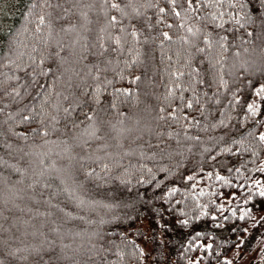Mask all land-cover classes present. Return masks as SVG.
<instances>
[{
  "label": "trees",
  "instance_id": "trees-1",
  "mask_svg": "<svg viewBox=\"0 0 264 264\" xmlns=\"http://www.w3.org/2000/svg\"><path fill=\"white\" fill-rule=\"evenodd\" d=\"M4 3L0 264H232L264 219V0Z\"/></svg>",
  "mask_w": 264,
  "mask_h": 264
},
{
  "label": "rangeland",
  "instance_id": "rangeland-1",
  "mask_svg": "<svg viewBox=\"0 0 264 264\" xmlns=\"http://www.w3.org/2000/svg\"><path fill=\"white\" fill-rule=\"evenodd\" d=\"M3 6H5L4 0H0V10H2ZM0 23H1V18H0ZM0 26H3V24L1 23ZM262 213H264V211ZM260 218L261 215L257 217V220L259 221L256 227L247 231L246 232L247 234L244 237L245 239L241 240L244 241L242 243L243 246L234 249L230 253L229 259L232 264H264V255L261 254L264 250V219H260ZM253 233L257 234V237L253 244L254 246L251 245L252 249L250 248L247 249L246 246L248 245V243H250L251 235ZM143 247L145 248V252H147L148 249L151 248L147 243L145 244V246L143 245ZM161 264H173V263L172 260L166 257L165 255L163 257V261Z\"/></svg>",
  "mask_w": 264,
  "mask_h": 264
},
{
  "label": "snow or ice",
  "instance_id": "snow-or-ice-1",
  "mask_svg": "<svg viewBox=\"0 0 264 264\" xmlns=\"http://www.w3.org/2000/svg\"><path fill=\"white\" fill-rule=\"evenodd\" d=\"M114 8H119L118 4H113L112 5ZM161 11H163V9H161ZM113 20H115V17H113ZM251 107V106H250ZM261 139H264V136L261 137ZM262 195H264V193H262Z\"/></svg>",
  "mask_w": 264,
  "mask_h": 264
}]
</instances>
